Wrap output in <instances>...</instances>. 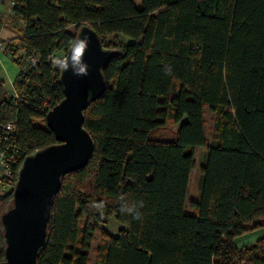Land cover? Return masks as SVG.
<instances>
[{"label":"trees","instance_id":"16d2710c","mask_svg":"<svg viewBox=\"0 0 264 264\" xmlns=\"http://www.w3.org/2000/svg\"><path fill=\"white\" fill-rule=\"evenodd\" d=\"M11 1L24 31L10 43L20 66L13 96L0 80V125H15L20 160L0 214L24 157L56 143L40 111L63 98L54 54L82 25L117 51L105 93L84 111L93 153L63 176L37 264H89L95 231L94 264H264V238L234 243L264 227V0ZM20 49L37 57L26 71ZM205 109L214 114L209 140ZM167 122L175 131L154 136ZM111 217L123 225L114 235L99 227ZM3 249L0 230V261Z\"/></svg>","mask_w":264,"mask_h":264},{"label":"water","instance_id":"95a60500","mask_svg":"<svg viewBox=\"0 0 264 264\" xmlns=\"http://www.w3.org/2000/svg\"><path fill=\"white\" fill-rule=\"evenodd\" d=\"M88 38L83 62L87 75L59 69L63 98L45 115V124L56 143L36 149L22 160L11 202L0 214L4 245L0 264H37L49 238L54 198L65 174L83 168L94 143L84 128V111L106 91L104 69L117 51L103 46L97 32L82 25L75 37ZM70 47L64 58L69 55Z\"/></svg>","mask_w":264,"mask_h":264},{"label":"rangeland","instance_id":"374dc122","mask_svg":"<svg viewBox=\"0 0 264 264\" xmlns=\"http://www.w3.org/2000/svg\"><path fill=\"white\" fill-rule=\"evenodd\" d=\"M70 29H74V27H70ZM118 39L119 41H123V42H130L131 39L129 37H122V36H109L108 40L109 41H114L115 39ZM109 47L113 48L111 45H109ZM65 53L64 52H56L54 54V60L55 59H59V58H64ZM18 71V66L17 64L14 62V60L12 59L11 56H6L5 58H3V60L0 61V72L1 74L5 77V87L10 88L9 85V81L8 78L15 76L16 72ZM213 119H214V114L208 110L205 109V113H204V133H205V137L209 140L210 136H211V130H212V123H213ZM34 123L37 124H44L42 120H35ZM176 129V126H174L172 124V122H167L166 126L164 127V129L159 130L154 136L156 137H160L163 135V137H169L170 133L172 134ZM202 149L199 148L195 151L194 154V168L191 171L190 174V180H189V186H188V192H187V198H186V210L190 209L189 206V201L191 198H193L196 195V191H197V184H198V178H199V166L201 163V158H202ZM0 177H1V173H0ZM11 187L6 186L3 187L0 185V194L6 192V194L8 193V191H10ZM83 220L81 219V223L80 225H82ZM99 227L101 229H103L105 232H107L108 234H116L118 232V230L120 228H123V225L118 222L117 220H115L114 217H111L107 220H104L103 222H99ZM94 238L95 240L91 243V247H92V251L90 253V262L89 264H94L96 261V254L94 252V246L97 244V242L100 240V234L99 232L95 231L94 232Z\"/></svg>","mask_w":264,"mask_h":264},{"label":"crops","instance_id":"0c3cea01","mask_svg":"<svg viewBox=\"0 0 264 264\" xmlns=\"http://www.w3.org/2000/svg\"><path fill=\"white\" fill-rule=\"evenodd\" d=\"M23 31H24V22L13 11L11 1L10 0H0V40L5 41L7 43H12V42L17 43L18 40L22 37ZM24 54H25V51L23 49H20L19 55L22 56ZM6 56L12 57L10 53L1 52L0 61L3 60V58H5ZM19 70H20V66H18V71ZM18 71L16 72L15 76L17 75ZM15 76L8 78V81H9L8 83L10 85V88L6 89L5 87L6 79L0 72V80L3 81L4 92L7 95L13 96L15 94L13 90V86H12V82ZM201 149L203 150L202 152H204V148H201ZM261 238H264V227H261V228H258L252 231H248L247 233L237 236L234 239V243H235V246L238 249H240L243 247L253 245L258 239H261ZM97 244L94 247H96ZM89 258H90V254H89Z\"/></svg>","mask_w":264,"mask_h":264},{"label":"built area","instance_id":"2783aa9c","mask_svg":"<svg viewBox=\"0 0 264 264\" xmlns=\"http://www.w3.org/2000/svg\"><path fill=\"white\" fill-rule=\"evenodd\" d=\"M11 1V0H10ZM13 6V2L11 1ZM12 53L10 43L0 40V53ZM24 67L23 71H26L27 67L34 65L37 61V57L34 53H25L23 55ZM51 108L46 104L42 106L41 112H48ZM16 128L13 123H6L0 125V185L7 186L6 181L12 179L14 169L20 160V150L15 142Z\"/></svg>","mask_w":264,"mask_h":264},{"label":"clouds","instance_id":"9594fccd","mask_svg":"<svg viewBox=\"0 0 264 264\" xmlns=\"http://www.w3.org/2000/svg\"><path fill=\"white\" fill-rule=\"evenodd\" d=\"M70 52L66 58H59L53 61L54 66L58 67L61 71H68L69 68L75 75H87L88 66L83 62V55L88 47V38H77L70 41ZM93 207H101L102 204H93ZM139 217H137L138 219Z\"/></svg>","mask_w":264,"mask_h":264}]
</instances>
